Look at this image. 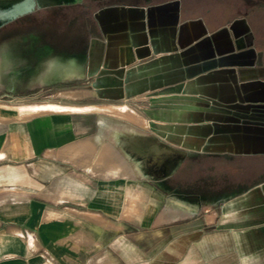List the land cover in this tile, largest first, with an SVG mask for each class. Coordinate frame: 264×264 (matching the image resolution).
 I'll list each match as a JSON object with an SVG mask.
<instances>
[{"label":"crops","instance_id":"1","mask_svg":"<svg viewBox=\"0 0 264 264\" xmlns=\"http://www.w3.org/2000/svg\"><path fill=\"white\" fill-rule=\"evenodd\" d=\"M0 264H264V0H0Z\"/></svg>","mask_w":264,"mask_h":264},{"label":"bare ground","instance_id":"2","mask_svg":"<svg viewBox=\"0 0 264 264\" xmlns=\"http://www.w3.org/2000/svg\"><path fill=\"white\" fill-rule=\"evenodd\" d=\"M51 105H53V104H51ZM55 105H56V104H55ZM39 106H40V105H39ZM45 106H46V105H45ZM33 107H36V106H33ZM63 108H64V107L60 108V106H50V107H49V109H63ZM68 108H69V107H68ZM77 108H78V107H77ZM79 108H80V107H79ZM97 108H98V107H97ZM85 109H86V108H85ZM99 109H100V108H99ZM108 109H109V108H107V111H108ZM125 109H126L125 107H124V108L122 107V109H118V108L116 109V108H115V109H109V110L112 111V113L114 112V113H117V114H119V115H122L121 117L126 116V117H128V118H130V119H133L134 121H139V120H138V117L136 116V114H131V113L125 112ZM23 110H24V109H23ZM64 110H65V109H64ZM64 110H63V111H64ZM91 110H92V109H91ZM29 111H30V110H29ZM39 111H41V110H39ZM43 111H45V110H43ZM82 111H83V110H82ZM105 111H106V110H105ZM110 111H109V112H110ZM71 112H73V111H71ZM32 113H33L32 115H34L35 112H32ZM39 113H40V112H39ZM101 113H102V112H101ZM103 113H104V112H103ZM26 115H27V114H26ZM26 115H25V116H26ZM21 116H22V115H21ZM25 116H23V117H25ZM101 121H102V120H101ZM139 123H140V122H139ZM133 133H135V132H133ZM94 143H95V142H94ZM92 145H93V144H92ZM92 145H89L88 147H91ZM97 145H98V144H97ZM94 147H95V146H93V149H94ZM118 147H119V146H118ZM142 147H143V146H142ZM132 148H133V147H132ZM104 149H105V148H104ZM105 150H107V149H105ZM105 150H103L104 153H105ZM79 151H80V149L78 150V152H79ZM108 152H109V151H108ZM81 153H82V152H81ZM104 153H103V154H104ZM77 155H78V154H77ZM105 155H107V154H105ZM138 155H139V154H138ZM73 156H74V155H73ZM78 156H79V155H78ZM76 157H77V156H76ZM109 157H110V156H109ZM125 157H126V156H125ZM105 158H106V157H105ZM110 158H111V157H110ZM103 159H104V158H103ZM103 159H102V160H103ZM112 159H113V157H112ZM102 160L100 161L101 163H102ZM104 160H105V159H104ZM104 160H103V161H104ZM106 160H107V159H106ZM107 161H109V160H107ZM152 161H153V160H152ZM100 162H99V163H100ZM114 162H115V164H113V165L115 166V165H116V162H118V161H114ZM97 163H98V162H97ZM99 163H98V164H99ZM103 163L106 165L108 162L106 163V162L104 161ZM130 163L132 164V162H130ZM108 164H110V163H108ZM108 164H107V166H108ZM100 165H101V167L104 166L103 164H100ZM100 165H98V166H100ZM102 165H103V166H102ZM120 165H121V164H120ZM132 165H133V164H132ZM94 166H95V165H94ZM96 166H97V165H96ZM107 166H106V167H107ZM116 166H117V165H116ZM116 166H115V167H116ZM123 166H124V165H122V170L124 169ZM112 167H113V166H111V168H112ZM119 167H120V166H118V168H119ZM107 168H108V167H107ZM144 168H145V167H144ZM120 169H121V167H120ZM124 170H125V172H126L127 169H124ZM124 170H123V171H124ZM135 172H136V171H135ZM127 173H129V172H127Z\"/></svg>","mask_w":264,"mask_h":264},{"label":"flooded vegetation","instance_id":"3","mask_svg":"<svg viewBox=\"0 0 264 264\" xmlns=\"http://www.w3.org/2000/svg\"><path fill=\"white\" fill-rule=\"evenodd\" d=\"M53 1H65V0H53Z\"/></svg>","mask_w":264,"mask_h":264}]
</instances>
